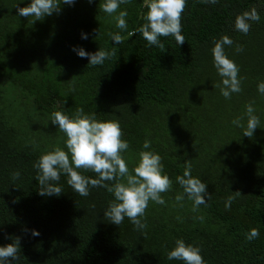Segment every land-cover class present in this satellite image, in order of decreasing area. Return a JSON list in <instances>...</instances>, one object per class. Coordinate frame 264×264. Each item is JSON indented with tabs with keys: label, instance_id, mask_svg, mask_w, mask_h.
<instances>
[{
	"label": "trees",
	"instance_id": "16d2710c",
	"mask_svg": "<svg viewBox=\"0 0 264 264\" xmlns=\"http://www.w3.org/2000/svg\"><path fill=\"white\" fill-rule=\"evenodd\" d=\"M29 3L0 0V246L21 238L12 264H183L167 259L176 239L198 245L206 264H264V96L257 90L264 81V0H187L185 43L161 37L164 52L137 31L145 23V0L120 6L128 13L126 30L116 27V14L102 11L104 0L62 3L59 13L34 23L17 12ZM253 7L259 22L250 21L247 35L236 31V16ZM110 33L123 42L115 44ZM225 35L233 41L225 52L239 65L242 88L231 99L215 87L222 78L212 49ZM74 47L89 53L115 47L117 55L92 66ZM253 101L260 125L249 138L232 121L243 117L246 128V105ZM78 108L98 120L119 119L130 169L141 151L163 158L172 189L162 194L166 204L150 202L143 232L128 218L117 226L104 217L114 196L103 187L82 197L62 174L60 196L38 194L34 164L56 146L67 151L51 114L74 116ZM186 162L211 194L197 211L186 196L183 207L175 200L183 194L176 177ZM15 171L20 178L13 181ZM235 191L241 196L226 208ZM252 228L260 235L249 242L245 233Z\"/></svg>",
	"mask_w": 264,
	"mask_h": 264
},
{
	"label": "clouds",
	"instance_id": "9594fccd",
	"mask_svg": "<svg viewBox=\"0 0 264 264\" xmlns=\"http://www.w3.org/2000/svg\"><path fill=\"white\" fill-rule=\"evenodd\" d=\"M75 2L76 0H30L27 6L16 7L19 16L34 17L32 21L34 23L53 13H59L62 3L72 6ZM88 2L92 3L93 0ZM201 2L216 4L218 0ZM129 3L131 0H104L101 9L109 16L116 14L114 17L116 27L126 30L128 13L126 10H120V6ZM145 6L147 8L145 23L137 31L142 34L149 46H156L164 52L166 49L161 43V37L169 36L174 37L179 46L185 43V37L182 35V14L187 7V0H145ZM259 20V12L253 7L236 16L235 30L247 35L251 29L250 21ZM109 35L115 44L123 42L119 34ZM81 38L87 39V34L81 33ZM232 44V39L225 35L214 42L212 49L214 67L222 78L221 83L215 87L220 89L225 99H231L233 93L242 91L239 65L225 52V45ZM236 50L243 51L239 45ZM73 51L79 57L87 58L92 66L102 65L105 60L117 55L115 47L111 50L99 48L94 53L85 51L83 47H74ZM71 90L74 91V87ZM257 90L264 96V81L257 85ZM253 104L254 101L246 105V128L241 123L243 117H237L232 121L237 127L244 128L243 135L249 138L253 137L254 130L260 125V118L255 115ZM51 123L64 133L67 151L56 146L42 154L34 164V168L38 170L35 177L39 184L38 194L60 196L63 189L57 185L62 174L67 176V184L82 197L90 194V187H103L114 196L104 212V217L117 226L128 218L137 231L143 232L147 228L146 210L150 202L166 204L162 194L172 189L173 181L164 172L161 155L154 150L141 151L137 164L130 169L124 156L129 149V143L122 138L124 133L119 119L98 120L95 113L86 114L83 108H78L74 116H69L63 111H54L51 114ZM150 147L151 142L146 139L143 148ZM184 168L183 175L176 177L177 183L183 188V194H177L175 200L183 207L182 201L186 196L193 201V211H197L200 205L207 204L206 198L210 199L211 194L207 191V184L192 175L190 162H186ZM84 172H93L96 178L85 176ZM11 178L13 181L19 179L20 172H13ZM239 196L241 192L235 191L234 195L227 198L225 207L230 208L232 202ZM199 219L203 220V217ZM24 231L27 232L28 229ZM39 234L38 231L31 230L32 236ZM144 235L146 236V233ZM259 235V230L252 228L245 233V238L250 242ZM9 239L11 243L0 246V264H12L19 259L21 238L17 236ZM167 259L182 261L183 264H206L202 249L198 245L186 243L183 239L175 240L174 248L167 252Z\"/></svg>",
	"mask_w": 264,
	"mask_h": 264
}]
</instances>
